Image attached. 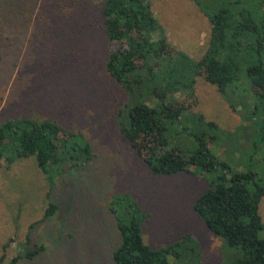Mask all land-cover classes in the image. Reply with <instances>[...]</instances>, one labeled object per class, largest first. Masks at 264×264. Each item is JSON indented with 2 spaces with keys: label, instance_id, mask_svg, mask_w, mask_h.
Listing matches in <instances>:
<instances>
[{
  "label": "rangeland",
  "instance_id": "rangeland-1",
  "mask_svg": "<svg viewBox=\"0 0 264 264\" xmlns=\"http://www.w3.org/2000/svg\"><path fill=\"white\" fill-rule=\"evenodd\" d=\"M147 1L167 40L194 60L204 55L211 36L205 12L227 2L232 10L249 9L264 25V5L258 0ZM101 2L0 0V122L51 118L81 134L92 150L81 169L62 164L64 171L51 174V191L33 157L0 167V256L6 242L4 262L25 253L29 234L31 244L43 250L16 264H114L120 236L109 207L123 194L147 215L141 225L147 245L178 243L180 256L168 254L170 264H194L193 253L199 264H231L241 257L240 250L212 233L192 208L211 174L154 176L119 130L118 111L127 95L104 68L107 48L115 43L101 29ZM263 49L240 47L234 59L238 73L224 94L202 76L191 78L195 104L171 124L169 147L191 150L201 134L231 170L264 176V112L246 77L258 56L264 63ZM180 93L174 99H192ZM50 202L56 210L42 219ZM113 203L127 207L124 201ZM258 211L264 222V196ZM184 234L189 238L181 243Z\"/></svg>",
  "mask_w": 264,
  "mask_h": 264
},
{
  "label": "trees",
  "instance_id": "trees-1",
  "mask_svg": "<svg viewBox=\"0 0 264 264\" xmlns=\"http://www.w3.org/2000/svg\"><path fill=\"white\" fill-rule=\"evenodd\" d=\"M258 2L264 5V0ZM231 8L226 2L212 13L205 12L211 36L204 55L194 60L167 40L147 0H102L101 29L107 41L115 43L108 46L103 64L127 95V102L118 111L119 130L149 172L154 176L211 174L209 186L192 205L194 212L212 233L240 250L241 257L231 264H264V222L258 211L264 196V176L254 170H231L211 153L208 140L201 134L195 137L196 146L191 150L169 147L171 124L195 104V81L191 78L202 76L224 94L238 73L234 59L240 47L253 44L259 53L264 47V25L255 22L249 9ZM180 63L185 67L179 70ZM246 77L264 112V63L260 56L246 68ZM178 91L192 99H174ZM209 124L215 126L214 122ZM29 157L48 176L51 191V174L64 171L62 164L81 169L92 159V150L81 134L51 118L13 117L0 122V167ZM126 198L117 194L109 207L120 236L112 252L114 264H170L168 254L180 256L178 243L160 248L147 245L141 230L147 215L140 214L138 203ZM115 201H124L127 207L118 208ZM55 210L56 205L48 203L42 219ZM188 238L184 234L181 243ZM25 244V253L4 262L8 242L4 243L0 264L31 260L43 250V245L31 244L29 234ZM193 257L194 264H199L198 253Z\"/></svg>",
  "mask_w": 264,
  "mask_h": 264
}]
</instances>
